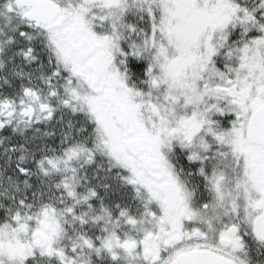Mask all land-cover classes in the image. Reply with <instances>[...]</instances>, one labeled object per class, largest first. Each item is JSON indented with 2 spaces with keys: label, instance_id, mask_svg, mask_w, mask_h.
<instances>
[{
  "label": "snow or ice",
  "instance_id": "snow-or-ice-1",
  "mask_svg": "<svg viewBox=\"0 0 264 264\" xmlns=\"http://www.w3.org/2000/svg\"><path fill=\"white\" fill-rule=\"evenodd\" d=\"M0 264H264V0H0Z\"/></svg>",
  "mask_w": 264,
  "mask_h": 264
}]
</instances>
